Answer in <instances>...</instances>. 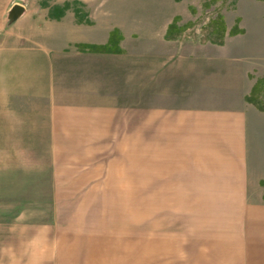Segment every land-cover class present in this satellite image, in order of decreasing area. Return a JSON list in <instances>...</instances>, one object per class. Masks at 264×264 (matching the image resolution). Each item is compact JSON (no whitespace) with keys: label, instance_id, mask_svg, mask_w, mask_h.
Returning <instances> with one entry per match:
<instances>
[{"label":"crops","instance_id":"0c3cea01","mask_svg":"<svg viewBox=\"0 0 264 264\" xmlns=\"http://www.w3.org/2000/svg\"><path fill=\"white\" fill-rule=\"evenodd\" d=\"M80 1L87 23L74 8L52 15L57 1L0 0V138L20 140L4 154L24 155L29 178L19 185L54 188L45 192L55 204L50 223L40 215L31 225L0 224V250H22L14 264L73 261L67 236L76 234L72 212L82 196L139 185L133 158L129 166L108 156L138 154L147 107L151 173L164 191L155 214L164 228L169 215L179 219L172 241L178 234L181 262L185 253L196 264H264V112L248 99L251 68L237 58L167 51L163 33L138 36L132 27L151 26V5L131 16L124 3L105 7L120 0ZM16 5L22 11L12 15ZM114 28L120 42L107 50ZM54 234L65 242L45 241Z\"/></svg>","mask_w":264,"mask_h":264},{"label":"rangeland","instance_id":"374dc122","mask_svg":"<svg viewBox=\"0 0 264 264\" xmlns=\"http://www.w3.org/2000/svg\"><path fill=\"white\" fill-rule=\"evenodd\" d=\"M44 1H57L58 5L52 11L54 16L65 13L68 8H74L78 21L87 23L89 19L80 0ZM106 3L105 7L124 3L128 6L124 13L131 16L135 14V6L145 8L151 5V26L141 24L132 28L140 37L146 32H151V38H160L163 33L170 41L167 51L179 50L187 55L202 53L205 57L243 60L246 66L251 68L255 81L249 101L264 112V0H120L116 3ZM139 12L145 14L148 11ZM114 15L116 17V14ZM118 15H121V11ZM109 34L105 48L115 50L121 35L116 28ZM94 47L93 45L92 49ZM145 102L150 104L149 99ZM145 104L142 105L146 106ZM148 109L145 107L140 112L138 154L108 156V161L111 158V161L115 160L116 163L128 161L129 166L133 158L134 168H139V178L133 182L139 185L91 188V195L87 193L82 196V204L78 201V209L72 212L79 215L73 220L76 234L67 236L70 237L68 240L71 244H76V251L73 252L75 257L73 261H66L64 264H196V259H187L185 253L181 262L178 234L175 236L176 241H172V232L178 233L179 219L169 215V218L164 220L167 224L164 228L163 220L159 226L158 213L155 214L159 205L157 200L163 197L164 191L163 185L158 186L157 179L154 181V174L151 173V122H148L151 110ZM19 142L20 140L0 138V224L18 226L16 223L25 222L28 218L27 221L31 225L36 221L34 218L40 215L43 216L41 221L50 223L55 204L51 202V199L54 202V198L49 192L54 188L24 186L26 181L20 186L18 179L29 178V173L20 169L24 155L4 154L13 150V145L17 146ZM127 173L125 171L126 175ZM47 189L49 192H45ZM167 191L170 194L169 188ZM79 206L85 210L78 213ZM173 226H177L174 231ZM46 228L49 227L45 226V230ZM14 237L15 235L10 234V240ZM28 237L30 240L31 234ZM63 237L59 234L44 236L45 241L53 238L55 242L61 243L65 242ZM104 242H107L106 245ZM103 246L108 248L107 255L102 250ZM1 247L3 249L6 246ZM84 247L86 249H83ZM13 249L7 246L6 251L0 250V264H14L12 259L17 253H23L22 250L18 252ZM48 253L51 256V251ZM50 259L44 257L43 264H55ZM27 264H35V261L28 258Z\"/></svg>","mask_w":264,"mask_h":264},{"label":"water","instance_id":"95a60500","mask_svg":"<svg viewBox=\"0 0 264 264\" xmlns=\"http://www.w3.org/2000/svg\"><path fill=\"white\" fill-rule=\"evenodd\" d=\"M21 11H22L21 6L16 5V6L13 8V11H12L13 14H12V15H14V14L19 15V14L21 13Z\"/></svg>","mask_w":264,"mask_h":264},{"label":"trees","instance_id":"16d2710c","mask_svg":"<svg viewBox=\"0 0 264 264\" xmlns=\"http://www.w3.org/2000/svg\"><path fill=\"white\" fill-rule=\"evenodd\" d=\"M250 100V98H248Z\"/></svg>","mask_w":264,"mask_h":264}]
</instances>
